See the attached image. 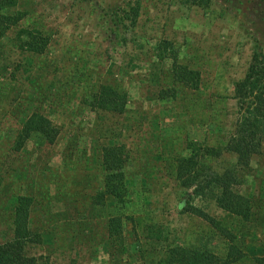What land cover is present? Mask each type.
Segmentation results:
<instances>
[{
    "label": "rangeland",
    "instance_id": "374dc122",
    "mask_svg": "<svg viewBox=\"0 0 264 264\" xmlns=\"http://www.w3.org/2000/svg\"><path fill=\"white\" fill-rule=\"evenodd\" d=\"M134 1L0 0V244L18 225L41 264H264V140L247 166L225 148L264 0H138L106 30ZM100 93L123 111L94 110ZM34 113L53 142L22 135ZM226 168L225 192L184 185Z\"/></svg>",
    "mask_w": 264,
    "mask_h": 264
},
{
    "label": "trees",
    "instance_id": "16d2710c",
    "mask_svg": "<svg viewBox=\"0 0 264 264\" xmlns=\"http://www.w3.org/2000/svg\"><path fill=\"white\" fill-rule=\"evenodd\" d=\"M183 1L198 6H208L211 2V0ZM139 11L140 3L135 0L127 6V9L122 10L121 14L113 13L110 15L106 12L102 16L107 21L110 19L111 25L104 24L108 27L105 29L114 30L120 24H124L126 20L128 21L127 25L133 27L137 22ZM233 98L236 104V119L233 132L227 140L225 148L236 155V164L247 166L251 158L262 151L264 140V49L258 42L252 46L250 61L244 76L233 85ZM106 102L109 105L105 106ZM123 103H126V100ZM92 108L94 110L106 109L110 112H122L123 104H120L119 99L114 95L107 98L100 93L94 97ZM43 117L39 113L32 114V117L30 116L23 125L22 135L36 132L48 142H53L58 134V129L50 120ZM123 154L125 153L123 152ZM201 166L204 167V165ZM179 173L181 177V172H177V175L179 176ZM238 177L239 175L232 168H226L222 173L211 172L203 177H200L199 172H195L193 177L185 178L184 185L189 188L193 187L194 195L206 193L213 196L216 189L225 192L230 185L238 181ZM117 196V191L113 190L106 196L107 203L119 202L120 198ZM121 205L124 206L123 202ZM181 209L190 211L203 219L209 217L204 210L188 202ZM122 213L123 208H119L118 211H113V216H121ZM38 239V234L27 227L25 228V226L17 225L13 239L0 244V264H41L37 257L27 255L24 250L26 242L37 241Z\"/></svg>",
    "mask_w": 264,
    "mask_h": 264
}]
</instances>
